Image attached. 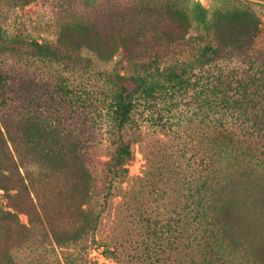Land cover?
<instances>
[{"label":"trees","instance_id":"trees-1","mask_svg":"<svg viewBox=\"0 0 264 264\" xmlns=\"http://www.w3.org/2000/svg\"><path fill=\"white\" fill-rule=\"evenodd\" d=\"M238 2L232 9H216L212 17L198 0H137L123 13L128 27L122 45L148 66L143 73L107 75L114 127L123 131L131 124L142 102L157 108V121H163L159 107L170 101L164 110L193 108L206 121L210 153L183 164L190 158L181 146L166 170H157L146 153L147 169L134 179L157 178L150 190L154 204L138 212L139 239L128 259L117 241L97 237L109 210L129 205L131 188L123 185L132 180V143L139 138L119 136L100 178L82 139L32 116L27 105L32 78L0 64V189L12 200L33 194L56 264H89L93 243L121 264H264L259 217L264 216V21L247 1ZM193 21L204 28L208 42L188 66L162 67L168 50L185 42ZM94 48L103 55L101 47ZM74 49L10 38L0 27V58L31 54L68 70L89 67L90 59ZM231 59H238V68L226 69ZM60 77L48 88L60 93L68 112L72 91ZM14 104L21 110L18 116ZM118 196L123 201L115 202ZM30 224L35 226L31 217ZM0 264H15V259L0 254Z\"/></svg>","mask_w":264,"mask_h":264},{"label":"rangeland","instance_id":"rangeland-1","mask_svg":"<svg viewBox=\"0 0 264 264\" xmlns=\"http://www.w3.org/2000/svg\"><path fill=\"white\" fill-rule=\"evenodd\" d=\"M198 1L209 8L210 17L216 9H232L239 4L238 0ZM244 1L256 8L264 21V0ZM136 3L137 0H0V27L7 37L56 42L78 48L74 49L77 54L90 59L89 67L68 70L31 54H21L20 59L0 58V64L18 69L32 78L27 105L34 118L57 124L63 132L68 131L76 139H82L88 163L100 178L104 170L103 161L114 152L119 136L126 140L139 138L138 142L132 143L134 158L129 162L132 180L123 185L131 188L127 194L129 205L111 208L103 231L97 237L99 240L117 241L125 259L134 253V244L139 236L141 225L138 223V212L144 207L151 210L150 206L154 204L150 190L151 182H157V178L145 182L134 179L147 169L149 161L146 153L150 154L149 158L157 170H166L181 146L186 157L190 158L182 160L183 164L188 160L193 163L198 158L205 159L210 154L206 143V121H202V116H195L193 108L181 106L171 112L164 110L162 107L171 105L170 101L159 107L164 112L163 121H157V108L142 102L136 107L131 124L123 131L114 127L111 83L107 75L114 72L143 73L148 66L144 60L136 59V52L131 51L133 54H130L122 45L128 27L123 24L124 20L121 21L123 13ZM206 34L204 28L193 21L185 42L168 50L162 67L170 64H177L180 68L188 66L201 46L208 42ZM94 46L101 47L103 55ZM225 64L226 69L238 68V59H231ZM58 76L67 82L72 91L68 112L62 102L60 104V93L48 88ZM12 108L14 116H18L19 107L14 104ZM1 110L6 112L4 108ZM168 116L170 122L167 121ZM188 118L194 121L188 123ZM164 123L167 127L163 126ZM234 132L238 133V130ZM159 184L164 186L165 182L160 181ZM16 193L17 190L11 191V194ZM32 198L33 194L29 192L20 193L12 200L7 192L0 189V254L12 256L15 264H56L57 257L49 246V240L42 235L45 231L43 215L33 206ZM114 201H123V198L118 196ZM9 212L15 215L8 216ZM30 217L35 226H31ZM259 217L264 223V216ZM260 227L264 232V224L260 223ZM92 246L89 264H121L103 254L104 246L97 243Z\"/></svg>","mask_w":264,"mask_h":264}]
</instances>
